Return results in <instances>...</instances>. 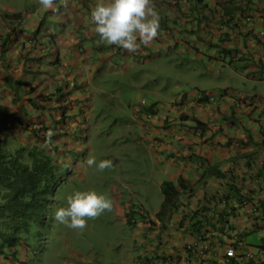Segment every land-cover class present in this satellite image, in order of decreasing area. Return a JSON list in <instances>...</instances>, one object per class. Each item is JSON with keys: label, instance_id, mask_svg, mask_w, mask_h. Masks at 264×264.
Returning <instances> with one entry per match:
<instances>
[{"label": "clouds", "instance_id": "obj_1", "mask_svg": "<svg viewBox=\"0 0 264 264\" xmlns=\"http://www.w3.org/2000/svg\"><path fill=\"white\" fill-rule=\"evenodd\" d=\"M27 1L33 5L38 4L39 8H42V14L56 17L58 30L54 33L50 32V35L47 34L48 32L44 34V23L41 20L35 25L38 29V36L35 38V31L24 33V30H27L24 24L25 14L6 11L3 8L0 9V18L6 22L8 32L1 41V49L4 51L13 41L19 42L18 36L21 37L19 43H23V36H29L31 41H35V45L31 43L25 55L26 64L30 65L33 61L38 62L45 49L40 42L45 40V66H54L57 73L52 75L46 69H26L29 71L28 83L23 86L18 85L20 83L16 85L20 88L16 103L20 105L16 110V117L13 118L16 126L17 122L27 126L26 133H29L30 137L27 142L23 138L25 134L22 131L14 133L12 130L7 135V131L11 129H5L2 133L6 137V143L12 141L26 146L23 156L27 157L31 148H37L51 161L54 177L52 194L47 203L51 202V196L56 189L55 184L60 180V171L71 167L69 165L71 154H85L84 139L79 137L86 136L91 127L104 130L101 125L97 127L88 121L89 112H93L91 104L96 98L95 89L101 87L96 84V78L100 77V73L121 74L124 67H128L124 55L115 53L116 44L123 42L124 45L128 42V36H130L128 43H134V49L129 52L138 55H147L152 46L157 48V45L164 43L166 41L164 38L168 36L170 40L168 39L167 49L181 46L187 51L196 52L201 57L203 54L199 50L200 45L216 47L217 52H224L233 59L238 56L243 57L246 64L244 69H264V6L252 0H241V3L238 1L237 6L232 5L233 2H237L236 0H134L136 8L131 17L124 13L117 14L111 8L94 16H87L86 12L95 7V0H82L78 5L71 4L79 0ZM73 8L78 11L73 12ZM172 16L173 20H171ZM173 22L177 27L172 24ZM35 26L32 25L33 29H36ZM132 29L134 33L130 35L129 31ZM188 35L193 36V39L188 38ZM215 40L218 43H215ZM255 47H259L260 52L254 50ZM178 52L183 54L184 51ZM68 54L86 63L90 59L96 64L99 59H104L105 65L110 61L109 69L106 67L99 69L97 65L86 69H60ZM93 55L96 56V61ZM118 55L120 62L115 59ZM216 62L223 65L219 60ZM212 73L213 70H210L211 75ZM93 78L95 79L92 82ZM90 84L91 87L88 88ZM106 101L111 104L110 100ZM222 104H227V108L218 109L217 105ZM172 106V109H176L172 118L165 113L157 114L147 110L143 113L138 109L134 115L137 116L139 113L146 115L144 119L149 124H153L151 119L153 115L158 119H164L163 123L166 125L176 122L173 126L165 125L160 128L167 133L166 138L171 136L170 133L177 131V125H181L185 130L204 136L209 141H213L218 136L229 139L240 160L231 162L226 170L224 181L227 190L223 195L217 196L201 207L190 208L188 206L190 200L183 204L178 227L180 237L183 235L185 240L187 235H191L194 239L181 245L179 240L167 238L165 245L169 250L178 253L176 258L186 264H190L193 260L202 264H264V239L261 240L260 246L251 245L247 240L252 232L264 231L262 101L225 89L220 95L205 91L194 93L192 100L180 96L177 101L172 102ZM209 106L213 107V113L206 120L192 117L191 109ZM113 109L114 115H118L119 110ZM186 117L188 119L185 121ZM192 122L195 125H189ZM110 124L115 128L109 129L108 132L114 133L115 140L126 139V145L123 147L126 148L125 151L131 146L141 148L149 144L144 133L134 134L132 137L124 136L120 129L122 123L112 121ZM105 138L106 143L112 144L113 150L122 148L111 139L107 140L109 136ZM162 143L158 142V146ZM2 149L3 145H0V157L3 156ZM15 155L17 154L14 153L11 158ZM29 160V163L26 161L25 163L31 166V158ZM170 184L174 193H171L167 205H164L163 192L164 200L158 211L130 216L126 224H130L136 231L135 225L139 220V223L143 221L147 225V230H151L152 226H157V221L162 224L161 218L166 217L167 221L178 210L180 193L182 196L190 197L188 186L181 180ZM4 193L5 191L0 193V198ZM1 204L2 200H0ZM44 209H42V219L45 218ZM159 228L161 229L162 225ZM158 238L159 241L162 240L161 235ZM138 240L134 235L132 249H124L120 253L121 264L125 261L130 264L129 257L137 251L134 245ZM158 245L162 243L159 242ZM16 246L6 250L5 255L0 258V264L5 262L26 264V260L22 259L26 248L19 251L16 250ZM171 260L165 256H157L150 250L148 254L138 253L133 259V264H170Z\"/></svg>", "mask_w": 264, "mask_h": 264}, {"label": "rangeland", "instance_id": "obj_2", "mask_svg": "<svg viewBox=\"0 0 264 264\" xmlns=\"http://www.w3.org/2000/svg\"><path fill=\"white\" fill-rule=\"evenodd\" d=\"M81 1H73L71 5H78ZM133 1L95 0V7L86 15L94 16L111 8L117 14L124 13L131 17L136 8ZM236 1L232 3L233 6L241 3V0ZM0 8L25 14L27 30L24 33L35 31V38L38 36L35 25L41 20L44 34L48 32L50 35L59 28L56 17L42 14L38 4L33 5L27 0H0ZM1 23L0 32L6 31V22L2 19ZM129 33L132 35L134 29ZM223 37L227 38L226 35ZM188 38L193 39V36L188 35ZM127 40L129 42L130 36ZM18 41L21 42L19 36ZM128 42L116 44L115 48V53H121L126 58V65L130 69L126 77H122V73L109 72L107 75L100 73V77L96 78V84L101 87L95 89L96 98L91 104L93 112H89L88 121L97 127L101 125L104 130L91 127L86 136L79 137L84 139L85 154H71V167L60 171V180L55 184L51 202L46 203L43 211L45 218L31 221L28 231L20 234L16 250L26 248L22 256L26 264H121L120 253L124 249H132L136 234L130 224H126L128 217L146 212L152 214L161 208L164 200L162 185L165 182L174 184L173 176L177 170L167 162L165 155H152L148 153L149 150L135 146L122 150L126 139H114V133L108 132L115 128L110 122L122 123L120 129L124 136L139 135L142 128L138 125L139 121L135 119L134 123H130L136 109L143 113L146 110L165 113L172 118L176 112V109H172V102L180 96L192 100L194 93L203 91L220 95L225 89H230L238 95L260 99L264 106V69H244L246 64L241 56L233 59L224 52H217L216 47L205 45L199 46L203 54L201 57L181 46L160 51L152 46L147 55H138L129 52L134 49V43ZM215 43L218 41L215 40ZM179 50L184 51L183 54ZM115 59L120 62L119 55ZM210 70H213L212 75ZM46 71L52 75L57 73L56 69ZM107 99L111 104L107 103ZM113 108L119 110L118 115H114ZM1 109L0 129L5 130L9 127L7 121L2 119ZM139 115L146 117L141 113ZM151 119L152 126H155L159 119L155 115ZM173 124L158 122L157 125L168 127ZM181 128V125L176 126L177 131ZM105 136L122 148L113 150L112 144L106 143ZM29 137L30 134L26 133L23 138L27 141ZM26 149V146L9 141L4 143L1 154L9 160L14 153L25 155ZM25 161L30 162L28 158ZM1 192H4L2 188ZM262 239L264 231L252 232L247 237L254 246H260Z\"/></svg>", "mask_w": 264, "mask_h": 264}, {"label": "crops", "instance_id": "obj_3", "mask_svg": "<svg viewBox=\"0 0 264 264\" xmlns=\"http://www.w3.org/2000/svg\"><path fill=\"white\" fill-rule=\"evenodd\" d=\"M258 5L264 6V0H252ZM8 5V4H6ZM8 7V6H6ZM1 9V8H0ZM5 9V8H4ZM12 12H16L11 10ZM78 9L73 8V12H77ZM80 11V10H79ZM1 17V13H0ZM174 17H171L173 20ZM0 18V26H3ZM176 26V23H172ZM259 25V24H256ZM6 31L0 32V44L3 38L6 37L8 32V26ZM177 27V26H176ZM1 30V29H0ZM23 43L12 42L8 45L4 51H2L0 46V108L3 110L1 112L2 119L7 121V125L11 129L7 131V135L13 132L18 133L22 131L26 135L28 131L25 124L17 122L15 125L16 110L20 104L16 103V98L18 90L20 89L16 86L18 83L25 85L28 83L27 70L26 69H54V66H45V40L40 42L43 46L44 51L40 55V58L37 61H33L30 65L26 64L25 55L29 49L30 44L35 45V41H31L29 36H23ZM166 41L161 45H157L158 50H166L168 36ZM174 43L172 42V45ZM254 50L260 52L259 47H255ZM31 57V56H30ZM94 60L96 61V56L93 55ZM98 63H93L90 59L87 64L82 60H78L73 56H67L64 61L62 68L60 69H86L92 65H97L99 69H109L110 61L105 65L104 59H99ZM57 67V66H55ZM128 67H124L122 77H126V73L130 72ZM110 71V70H108ZM228 102V101H226ZM123 105V102H122ZM131 106V105H130ZM218 109H226L227 104L217 105ZM192 117L206 120L213 113V107L209 106L207 108H196L191 109ZM181 112L179 113V115ZM139 121L138 125H141V132L144 133L145 137L148 139L149 144L146 147H141L146 150H149L148 153L152 155H165L167 157V162L177 170V174L173 176L174 181L181 180L184 185L188 186L189 196H182L180 193V204L178 210L174 212L169 219L166 221V217L161 218L162 224L157 221V226H152L151 230H147V225L145 223H139L137 221L135 228L138 243L136 242L134 247L137 250L134 254L129 257L130 264H133V259L138 253L148 254V251H152L157 256H165L168 259H172L170 264H186L184 261L176 258L178 253H175L172 250H169L168 246L165 245L167 238L179 240L181 245H184L185 242H191L194 238L191 235H187L184 240L183 235L180 237V232L178 230L179 222L181 219V208L183 204L190 200V208H196L207 205L208 201H212L217 196L223 195L227 186L224 181V176L226 175V170L229 168L231 162L240 160L238 153L233 149L231 140L220 138L219 136L209 141L204 138V136H198L193 131L189 132L182 128L180 131L170 133L171 136L165 137L167 134L165 131H162L160 128L162 125L158 126V122L163 124L164 119L157 120L155 126L146 122V120L136 115L130 119V123H134V120ZM188 117L185 118V121ZM165 124V123H164ZM170 130V129H169ZM168 130V131H169ZM167 131V132H168ZM229 133V132H227ZM240 136V135H238ZM202 139H200V138ZM6 137L3 136L2 129H0V145H4ZM164 141V143H162ZM158 142H161L162 145L158 146ZM125 150V149H123ZM171 155V157H169ZM162 225L160 229L159 226ZM161 239L159 241V236ZM161 242L162 245H158ZM164 261H162L163 263ZM5 264H15L12 262H5ZM124 264H129L128 261H125ZM190 264H202L200 261H192Z\"/></svg>", "mask_w": 264, "mask_h": 264}, {"label": "trees", "instance_id": "obj_4", "mask_svg": "<svg viewBox=\"0 0 264 264\" xmlns=\"http://www.w3.org/2000/svg\"><path fill=\"white\" fill-rule=\"evenodd\" d=\"M26 158H31V166L25 163ZM53 177L51 161L37 148H31L27 157L21 152L9 160L0 157V188L5 191L0 205V258L19 243L31 221L43 220ZM173 191L169 182L164 184V205Z\"/></svg>", "mask_w": 264, "mask_h": 264}, {"label": "built area", "instance_id": "obj_5", "mask_svg": "<svg viewBox=\"0 0 264 264\" xmlns=\"http://www.w3.org/2000/svg\"><path fill=\"white\" fill-rule=\"evenodd\" d=\"M232 253V252H231Z\"/></svg>", "mask_w": 264, "mask_h": 264}]
</instances>
